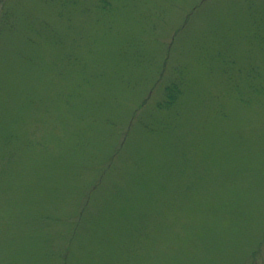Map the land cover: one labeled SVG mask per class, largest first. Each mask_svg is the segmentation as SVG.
Segmentation results:
<instances>
[{
  "label": "rangeland",
  "instance_id": "1",
  "mask_svg": "<svg viewBox=\"0 0 264 264\" xmlns=\"http://www.w3.org/2000/svg\"><path fill=\"white\" fill-rule=\"evenodd\" d=\"M7 11L0 264H264V0Z\"/></svg>",
  "mask_w": 264,
  "mask_h": 264
},
{
  "label": "trees",
  "instance_id": "2",
  "mask_svg": "<svg viewBox=\"0 0 264 264\" xmlns=\"http://www.w3.org/2000/svg\"><path fill=\"white\" fill-rule=\"evenodd\" d=\"M10 0H0V32H2V29L5 28L8 21V3ZM167 96H166V102L165 105L169 106L173 104L176 100V97L178 94H180V91L178 90V87L176 84H171L166 88Z\"/></svg>",
  "mask_w": 264,
  "mask_h": 264
}]
</instances>
